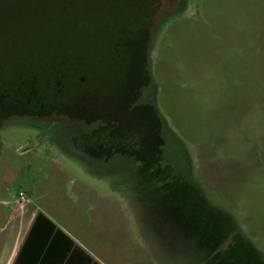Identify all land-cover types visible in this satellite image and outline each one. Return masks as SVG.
I'll use <instances>...</instances> for the list:
<instances>
[{"label":"rangeland","instance_id":"374dc122","mask_svg":"<svg viewBox=\"0 0 264 264\" xmlns=\"http://www.w3.org/2000/svg\"><path fill=\"white\" fill-rule=\"evenodd\" d=\"M139 2L0 0V224L24 192L78 201L80 221L108 238L159 239L165 264L236 263L230 244L240 264H264V0ZM45 80L66 93L44 94ZM120 84L138 85L162 121L158 184L128 155L83 152L110 147L103 123L80 120V99ZM31 91L40 110L17 104ZM56 105L66 112H47Z\"/></svg>","mask_w":264,"mask_h":264},{"label":"crops","instance_id":"0c3cea01","mask_svg":"<svg viewBox=\"0 0 264 264\" xmlns=\"http://www.w3.org/2000/svg\"><path fill=\"white\" fill-rule=\"evenodd\" d=\"M24 194L0 224V264H165L159 239L108 238L80 221L78 201L41 206Z\"/></svg>","mask_w":264,"mask_h":264},{"label":"trees","instance_id":"16d2710c","mask_svg":"<svg viewBox=\"0 0 264 264\" xmlns=\"http://www.w3.org/2000/svg\"><path fill=\"white\" fill-rule=\"evenodd\" d=\"M148 0H140V4L146 3ZM152 4H154L155 0H151ZM149 3V2H148ZM157 7V6H156ZM96 75V76H95ZM90 78H99L100 80H106L108 78L109 83L113 82V75L111 71L109 73H100L96 71L89 72ZM87 74L80 73V94L84 91L81 88L82 81L86 80V77L89 78ZM87 78V79H88ZM119 81V80H117ZM42 84L41 87H38V90H43L42 92L45 94L46 92H53L54 95H59L61 93H66V84L64 82H54L53 84L50 81H46ZM49 85V87H48ZM151 85V78L148 77L147 86ZM137 86L133 87L128 86L127 94L121 95L122 91H124V86L117 85L116 86V94L113 96H105L99 103L90 102L86 107L81 104L80 99V120L85 118L87 123H103V130L106 131L107 135L105 138L109 142V149L107 152H94L90 149H84L85 152L89 156L94 157H105L110 158L116 153H122L132 157L137 163V174L141 181L143 179H147L156 182L163 181V178L160 177L162 171V158H163V146L164 139L162 137V121L157 114L154 104L151 101V98L146 103H142L141 100L137 97L136 91ZM35 87V86H34ZM85 88L92 90V86L85 83ZM37 89V87H35ZM73 92L76 91L77 86L71 87ZM126 88V85H125ZM137 88V89H136ZM151 89V88H148ZM107 88L105 92H108ZM34 92V91H33ZM32 91L26 94L25 98L22 97L17 99V104L22 107L32 108L34 110H40L42 105H38L37 103H32L29 99L33 93ZM40 92V91H39ZM31 93V94H30ZM72 94V93H71ZM9 93L7 92V88L4 87L2 93L0 94V101L8 98ZM22 95V94H21ZM23 99V100H22ZM21 100V102H20ZM84 106V107H82ZM83 108V109H81ZM89 111L84 114V109ZM53 110L66 112V110L61 108L60 105L54 106L52 110H47V112H52ZM94 134V133H93ZM91 135L92 138H96L95 135ZM114 140V141H113ZM121 141V142H120ZM97 143V142H96ZM142 190H148L146 185L143 183L140 184ZM189 209V208H188ZM187 209V210H188ZM213 246H216L213 244ZM235 245L228 246V252L230 258H232L237 264L239 261L237 260L239 257L241 259L242 250L234 247ZM244 261L242 264H244ZM240 264V263H239Z\"/></svg>","mask_w":264,"mask_h":264},{"label":"built area","instance_id":"2783aa9c","mask_svg":"<svg viewBox=\"0 0 264 264\" xmlns=\"http://www.w3.org/2000/svg\"><path fill=\"white\" fill-rule=\"evenodd\" d=\"M18 198H19V200H22V202H24L26 200V196H25L24 192H19Z\"/></svg>","mask_w":264,"mask_h":264},{"label":"flooded vegetation","instance_id":"af4514ba","mask_svg":"<svg viewBox=\"0 0 264 264\" xmlns=\"http://www.w3.org/2000/svg\"><path fill=\"white\" fill-rule=\"evenodd\" d=\"M82 83H84V80L82 81ZM48 87H49V85H48ZM82 94H83V93L80 94V98H81ZM18 96H20V94H18L17 97H18Z\"/></svg>","mask_w":264,"mask_h":264}]
</instances>
